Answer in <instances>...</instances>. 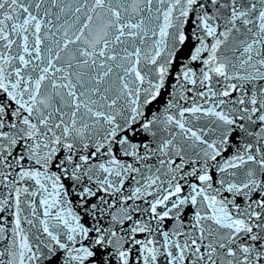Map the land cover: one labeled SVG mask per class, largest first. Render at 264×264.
<instances>
[{"label":"snow or ice","instance_id":"6c2138e0","mask_svg":"<svg viewBox=\"0 0 264 264\" xmlns=\"http://www.w3.org/2000/svg\"><path fill=\"white\" fill-rule=\"evenodd\" d=\"M0 264H264V0H0Z\"/></svg>","mask_w":264,"mask_h":264}]
</instances>
